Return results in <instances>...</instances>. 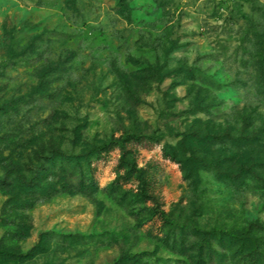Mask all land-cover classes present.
<instances>
[{
  "label": "rangeland",
  "instance_id": "1",
  "mask_svg": "<svg viewBox=\"0 0 264 264\" xmlns=\"http://www.w3.org/2000/svg\"><path fill=\"white\" fill-rule=\"evenodd\" d=\"M0 252L264 264V0H0Z\"/></svg>",
  "mask_w": 264,
  "mask_h": 264
},
{
  "label": "trees",
  "instance_id": "2",
  "mask_svg": "<svg viewBox=\"0 0 264 264\" xmlns=\"http://www.w3.org/2000/svg\"><path fill=\"white\" fill-rule=\"evenodd\" d=\"M76 159V158H75ZM142 171V170H141ZM140 178L141 177H143V175L141 174L140 176H139ZM43 182H45V177H44V179H42L41 180V183H43ZM25 186H22L23 188H22V190H19V193L21 194V195H26V196H28L29 197V194H30V191H31V184H28V182H25V184H24ZM49 188H42V190H41V192L40 193H42V194H44V195H47L46 197L47 198H45V199H50V198H52L53 196H54V194H50L49 192ZM49 193V194H48ZM147 198H150L151 200H152V202L155 204V205H157L158 204V202H157V200L155 199V198H153L152 196H147ZM30 207H32V204H26V208H30ZM169 224H170V228L171 227H173V224L172 223H170L169 222ZM196 233H197V235H199L200 233H202V231L201 230H197L196 231ZM175 239H176V242H178V239H177V236L175 237ZM180 239V238H179ZM180 244H181V242H180ZM243 247H244V245H243ZM202 253H203V255H207L208 254V252H206L205 250H202ZM0 254H2L1 252H0ZM5 253H3L2 254V256L4 255ZM5 256H6V258L8 259V260H18L17 259V255H15L14 253H12V252H6V254H5ZM140 256H129V261H131V262H134V264H140L141 263V260H140V258H139Z\"/></svg>",
  "mask_w": 264,
  "mask_h": 264
}]
</instances>
